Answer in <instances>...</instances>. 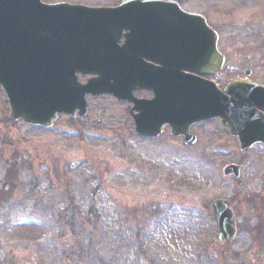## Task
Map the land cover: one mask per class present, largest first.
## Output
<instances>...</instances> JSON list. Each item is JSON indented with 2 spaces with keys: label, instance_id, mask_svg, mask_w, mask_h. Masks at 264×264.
<instances>
[{
  "label": "rangeland",
  "instance_id": "obj_1",
  "mask_svg": "<svg viewBox=\"0 0 264 264\" xmlns=\"http://www.w3.org/2000/svg\"><path fill=\"white\" fill-rule=\"evenodd\" d=\"M64 1L104 3L45 0ZM185 10L219 33L231 54L226 80L242 62L264 76V0H192ZM88 102L85 119L62 116L44 130L11 122L0 89V264H264L255 225L240 220L235 242L217 246L209 211L236 198L242 215L243 197L260 190L264 149L241 154L216 122L196 130L191 148L170 135L141 139L126 104ZM231 164L245 168L241 201L223 175Z\"/></svg>",
  "mask_w": 264,
  "mask_h": 264
},
{
  "label": "water",
  "instance_id": "obj_2",
  "mask_svg": "<svg viewBox=\"0 0 264 264\" xmlns=\"http://www.w3.org/2000/svg\"><path fill=\"white\" fill-rule=\"evenodd\" d=\"M124 31L126 42L118 49ZM217 45L218 34L203 16L166 1L125 0L116 9H97L0 0V87L9 118L32 127L51 129L63 114L82 119L88 95H112L128 102L142 138H158L168 126L190 146L196 141L191 126L220 119L241 151L264 143V116L258 112L264 88L239 83L228 88V97L187 74L218 72L225 58ZM80 75L94 78L82 85ZM148 90L153 101L134 97ZM239 172L229 166L224 173ZM211 215L219 226L217 245L235 240L230 203L214 202Z\"/></svg>",
  "mask_w": 264,
  "mask_h": 264
},
{
  "label": "flooded vegetation",
  "instance_id": "obj_3",
  "mask_svg": "<svg viewBox=\"0 0 264 264\" xmlns=\"http://www.w3.org/2000/svg\"><path fill=\"white\" fill-rule=\"evenodd\" d=\"M124 1L125 0H104L103 4L95 6V7L116 8V7L121 6ZM152 1H154V0H142V3L143 2L144 3H149V2H152ZM157 1H159V0H157ZM161 1H166V2H169V3L177 4V5L181 6V8L184 11H186L185 10V6L187 4H189V2L192 1V0H161ZM64 2H67V1H64ZM78 4H83V3H78ZM86 5H88V4H86ZM90 6H92V5H90ZM186 12L190 13L188 11H186ZM190 14H200V13H192L191 12ZM200 15H202V14H200ZM203 16L207 19L208 25L210 27H212V29L214 31H216V29H214L213 26L210 24V21H209L208 17L206 15H203ZM123 43H124V39H123V41H122V43H121V45L119 47H122ZM218 50L225 57L224 66L220 70V72H217L215 75H213V76L205 75V76H203L201 78V80L205 83L206 86H210L211 87V85H210L211 82L214 83V85L217 87L219 92L222 93L223 95H227V92H228L227 90H228V88L230 86H233V85L239 84V83H242L240 85H247V87H250L249 85H251V86L264 88V76L257 78L255 76V70L256 69H254L253 66H250V64L245 63V62H242V65L240 66L238 71H232L231 72V73H236L237 75H235L234 77L230 78L229 80H226L227 79L226 78L227 77L226 76V73H227L226 69H227V66L229 65V63H231V61H230L231 54L229 52L225 53L222 50V48L220 47V37H219V43H218ZM85 80L87 81L88 79L86 78ZM246 92L248 93L249 91H246ZM136 96L138 98H142V99H146V100H152L154 98L153 92H138V93H136ZM261 106H263V109H258V112H259L260 115L264 116V102L262 103ZM213 122H216V123L220 124L221 127H222V124H221V122L219 120H213V121L198 123V124H196V125H194V126H192L190 128V130H189L190 134H191L192 137L196 138V144L193 145V146H188L189 148L196 146L198 144V142H199V137L200 136L198 135L196 130L198 128H201L202 126L208 124V123H213ZM222 128L227 131V133H228L229 137L231 138V140H233L239 147L237 138L232 137L230 135V132L225 127H222ZM166 135H170V128H166L164 130L163 135L160 136L158 139H160L161 137L166 136ZM174 139H177V141H180V143L183 144V145L186 144L185 139L183 137L174 138ZM258 148L259 149H264V143L257 144L252 149H250L249 151H246V152L241 153V154L246 155L249 152H252V151H254V150L258 149ZM231 165H235V164H231ZM237 166L240 167V177L236 178V175H230V176H227V177L224 176V177L226 179H232L233 181L238 183V185H239V187H238V194H239L238 195V200L241 201L240 194H241V191L243 190V188L245 186L244 183L241 182V179H242V177L245 176V173H244L245 168H244L243 164H240V165H237ZM224 169H223V171H224ZM262 173H263V175L261 177V183H260L261 185H259V187H260L259 192H255L253 194H249V195L243 197L244 200L240 203V206L243 208L242 209V211H243L242 215L238 214L239 212H237V211H239V210H237L235 208V204H237V202H238V201H236V198H234V200H230V199L224 198V200H226V201H228L230 203V205L232 206V208L234 210L237 228L240 226L239 225L240 224V220L243 219L245 221V224H247V225H251V224L255 225V226H252V227H256L258 229V231H259V234H261V236L264 235V171ZM220 199H223V198H220ZM248 212H250V214L252 215L249 218V220L246 217ZM263 239H264V236H263Z\"/></svg>",
  "mask_w": 264,
  "mask_h": 264
},
{
  "label": "trees",
  "instance_id": "obj_4",
  "mask_svg": "<svg viewBox=\"0 0 264 264\" xmlns=\"http://www.w3.org/2000/svg\"><path fill=\"white\" fill-rule=\"evenodd\" d=\"M1 191H2V194L1 195H5L6 194V192L4 190H1Z\"/></svg>",
  "mask_w": 264,
  "mask_h": 264
}]
</instances>
